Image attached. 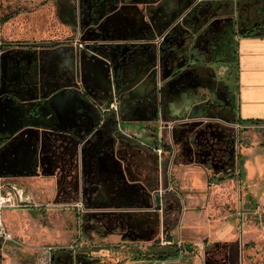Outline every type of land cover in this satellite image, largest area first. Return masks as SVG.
<instances>
[{
  "label": "crops",
  "instance_id": "0c3cea01",
  "mask_svg": "<svg viewBox=\"0 0 264 264\" xmlns=\"http://www.w3.org/2000/svg\"><path fill=\"white\" fill-rule=\"evenodd\" d=\"M58 1L57 4H60V7L57 6V15L59 23L62 24L61 27H64L62 29L63 38L59 37L56 32L49 33V37L44 36L47 33L46 24H42L40 20L32 21V24L25 22V25L32 27V30L29 31L30 36L26 37V34L21 32V43L24 44L22 48H38L36 49L37 58L41 59L42 73L39 77L41 86L37 95L39 97L44 94L51 96L55 92L63 90L54 98L53 112L48 119L41 117L43 113L38 111L40 117L37 118L35 124L38 126L39 132H36V136L40 139V143L54 142L59 151L64 148L65 155L69 156L72 163L71 165L69 162L65 168L61 169L56 163L55 171L51 166L45 167L47 164L51 165L50 159L52 158L49 157L50 153L48 152L57 153L56 150H52V147L45 148L43 154L40 153L38 159L35 158L43 163L40 165L43 166L42 172L46 176L36 177V185L28 181V186L21 183V187L37 205L44 206L39 202L44 198L68 196L71 193L68 188L73 186L76 191L73 194L77 197L86 200L88 190L92 193L88 203L102 206L131 203L147 206L152 195L154 197L151 204H161L162 200H158V196L162 199V193L173 188L181 193L196 191L199 193L203 187L202 177L206 170L202 166L186 163L178 155L175 159L176 147L180 149L183 146L177 138L178 132L172 130L171 125L173 122L192 123L202 119L207 112L205 110L207 100H213L214 103L220 104V110L205 119L216 121L219 118V120L225 118L229 121L228 114L230 110H234L233 124L238 123L246 129L251 128L248 126L264 127V23L262 20L264 16H261L260 9H257L260 6L258 3H261L259 0H240V4L237 2L239 0H226L229 6L218 9L219 27L212 35L210 34L208 39L217 49L219 46H225L233 52L232 62H227L228 65L232 64L235 70V106L227 103V91L216 86L214 76L215 87L209 92L196 87L194 77L189 78V88L184 90L177 86L174 87V85L166 87L170 81L168 78L162 80V78L156 77L154 80L152 63L154 56L159 53L155 38L160 30L153 20H148L147 12L143 11V5H141L142 2L139 4L135 0H119L120 3L118 2L115 7L107 10L102 16V20H104L102 27L94 31L91 29L92 22L84 27L93 17L91 6L86 5L88 0ZM139 1L155 3L159 0ZM250 1L254 2L255 11L258 14L255 13L259 17L254 23H251L249 18ZM75 5L74 13L72 8L75 9ZM78 5L81 7L79 8ZM1 11L0 3V55L4 50L15 45L12 42H5V39L9 37L5 23L17 15L14 12L2 16ZM52 13L54 14V11H50L49 16L45 15L51 19ZM237 16L241 17L240 20H237L238 25L232 22V18ZM79 18L82 27H84L80 30L81 37L86 39L84 42L91 47L92 52L82 51L79 54V59H75L73 50L76 47L73 45V40L76 38L75 30L77 28L75 29L74 25L75 21L79 25ZM189 29L191 57L185 64H188L193 70L205 66L213 71L221 56H228V54L219 53L212 60H204L203 55L195 47L196 38L201 31L199 32L192 26ZM30 39L52 42L49 44H46L47 41L45 43L25 42ZM229 44H232V47H229ZM128 48L130 50L137 49L133 55H127L123 61H120L115 55L116 51H128ZM55 55L61 56V58L57 59L54 57ZM62 62L66 67L64 75L54 72ZM46 75L48 84L44 80ZM74 82L79 85L78 89H75L84 95L83 97L90 105V110L87 111L88 115L95 120L99 110L102 112L101 127L98 126L96 132H92L81 140H78L74 134L75 128L71 126L70 122L71 116L77 108L71 104V93H68L67 90L74 89L71 87ZM111 87L118 89L121 96V130L125 135L117 130L110 113L103 115ZM164 87H166L165 91ZM223 98L224 100H222ZM28 105L31 106V103ZM14 106V102L10 100H1L0 112H11L10 107ZM1 120V127L10 129V125L6 127L7 118L2 117ZM248 121H257V123ZM212 129V133L217 136L215 132L217 129L215 127ZM20 141L21 139L16 143L20 145ZM4 145L0 146V150ZM158 147L162 149L160 156L150 149ZM17 148L19 147L17 146ZM11 149L15 150L16 148ZM258 150L259 148L256 147L245 150L244 155L247 156L245 158V173L243 170V175L240 174L238 177L249 179L252 177L253 170L258 172L256 175L258 179L264 175V168L259 165L254 169L250 163L251 155L254 156ZM9 152L8 150L7 153ZM21 155V153L16 154L19 170L21 171L22 165L23 171H26V157L21 158ZM76 176L85 178L84 193H82V185L81 189L77 190V181L71 182L73 185L66 182L68 177L76 179ZM231 176L234 177L233 174H230L228 178L233 179ZM55 177H58L57 181H55ZM58 187L61 189L60 191L57 190ZM148 190H150L151 197L140 196L142 192L147 194ZM34 209L39 208L34 207ZM9 212L13 211L5 210L3 214ZM202 215V212L189 211L184 216L183 222L186 226L200 225ZM147 216L149 215L142 216V219L148 220ZM231 229V227L223 228L222 233L218 231L217 237L214 239L216 241L229 239L233 236ZM12 248L14 249L16 246L11 243L3 244L0 241V260L6 257L4 251ZM60 253L55 252L53 256H58Z\"/></svg>",
  "mask_w": 264,
  "mask_h": 264
},
{
  "label": "rangeland",
  "instance_id": "374dc122",
  "mask_svg": "<svg viewBox=\"0 0 264 264\" xmlns=\"http://www.w3.org/2000/svg\"><path fill=\"white\" fill-rule=\"evenodd\" d=\"M135 1L139 4L142 2L141 5H143V11L147 12L148 20L154 22L151 11L167 0H159L155 3ZM216 1L218 4L229 6L226 0ZM259 1L261 3L258 5L261 7L257 9H260L259 14L264 16V0ZM89 2L91 1L88 0L87 3ZM103 2L107 4L110 0ZM118 2L119 0L117 4ZM209 2L210 0H203V8L204 4L209 5ZM237 2L241 3L240 0ZM0 3L2 16L17 13L14 18L5 23L9 31V37L5 39V42L21 43V32L28 37L29 31L32 30V27L25 25V22L32 24V21L38 20L46 24L47 33L44 36L49 37V33L56 32L63 38L64 27H61L62 24L59 23L57 15L58 0H0ZM250 3L249 18L251 23H254L259 17L256 15L254 2L250 1ZM50 11H54L51 19L45 15L49 16ZM202 14L204 12L198 16L199 19H202ZM36 15L37 17H34ZM206 16L203 17L204 20H209ZM102 18L100 16V20ZM240 19L241 17L238 16L233 17V24L238 25L237 20ZM79 22L81 23L80 18ZM75 32L81 40L80 27ZM45 41H47L46 44L52 42L40 39H30L25 42L45 43ZM228 46L232 47V44ZM233 46L236 49L235 45ZM216 48L212 45L211 52ZM9 53L10 50H4L1 55ZM219 53H227L228 56H221V60L219 59L214 66L215 83L221 90L227 91V103L235 106V70L232 64L228 65V62H232L233 52L225 46H219L215 54L219 55ZM23 62L24 60L21 63ZM24 72L25 69H22L21 76L19 75L21 83H19L17 77H12L10 67L5 70V88H11L14 91L11 92L18 99H28L35 90L27 91L28 88L23 86L25 82H30L33 88L31 81L23 76ZM5 88L0 89V95H2L0 101L4 100V94L8 92ZM7 115L12 116V113L7 112ZM208 116L205 113L199 121L173 122L171 125L172 130L178 132L177 138L183 146L180 149L176 147L175 159L178 155L186 163L202 166L206 170L202 177L203 187L199 193L197 191L181 193L173 188L163 192L162 199L158 196V200H162L161 204H151L154 197L152 195L147 206L135 203L102 206L88 203L92 197V193L88 190L85 200L73 194L76 192L73 189L74 186L70 187L68 189L71 193L66 197L39 200L45 207L39 209L25 207L10 210L13 212L7 214L2 212L5 225L22 244L14 249L5 250L6 257L0 260V264H39L38 257L48 246H52L55 249L54 252H61L58 256H53L54 252H51L49 264H264V175L258 179L256 176L258 172L253 170L252 177L249 179L238 177L239 172L243 175L244 170L245 173L247 156L244 152L247 148H259L255 155L250 157L252 168H258L259 165L264 168V127L246 129L233 124V119L228 121L225 118L222 120L219 118L211 121L205 119ZM213 127L217 129L215 131L217 136L212 133ZM1 128L3 136H8L13 131ZM24 131L25 133L20 136L19 132ZM36 132H39L38 126L35 124V127H32L30 124L11 135L13 139L18 137L17 140L21 139V141L20 145L9 142L3 146V152L0 151V181H12L20 186L21 183L28 186L29 181L36 185V177L46 176L42 172L43 163L36 160L40 153L43 154L45 148L52 147V150L57 151V153L48 152L49 157L52 158L51 165L47 164L45 167L51 166L55 171L56 163L60 169L65 168L69 162L72 165L69 156L65 155L64 148L59 151L54 142L40 143ZM9 145H13L16 149L7 153ZM19 153L22 154L21 158L26 157V171H23L22 165L21 171L19 170V163L15 159L16 154L19 155ZM243 161L242 167L238 166L239 162ZM10 162L14 163L11 168H5L4 166ZM230 174L234 175L233 179L228 178ZM57 179L58 177H55V181ZM72 179L68 177L66 182L77 181V190L81 189L82 185V193H84L85 178L76 176V179ZM57 190L61 189L58 187ZM149 192L150 190L147 194L142 192L140 196L151 197ZM80 199L88 209L81 221L76 219L72 208L73 203ZM189 211L203 213L200 225L186 226L184 224V216ZM146 215H149L147 216L149 219L145 221L142 216ZM226 227L232 228L233 236L225 241H216L214 239L217 237L216 233L218 231L222 233L223 228ZM169 238L177 246L181 245L182 257L162 262L152 260L149 248L156 243L160 246L167 245Z\"/></svg>",
  "mask_w": 264,
  "mask_h": 264
},
{
  "label": "flooded vegetation",
  "instance_id": "af4514ba",
  "mask_svg": "<svg viewBox=\"0 0 264 264\" xmlns=\"http://www.w3.org/2000/svg\"><path fill=\"white\" fill-rule=\"evenodd\" d=\"M91 2L87 3V6H91L92 14L95 16H103L107 9H112L117 4V0H110L109 3L103 2L104 0H90ZM80 2V0H79ZM203 0H174L166 1L165 3L158 4L157 8L151 11V14L154 18L155 25L159 28L163 35V41L161 50L159 52V65L162 75H168V83L166 87L171 85L177 86L178 88L184 90L189 88V78L194 77L196 87H200L202 90L211 91L214 86L213 81V71L209 67L201 66L195 70L191 69L190 66L185 64V62L191 57L190 54V33L189 27L192 26L194 29H198L201 33L198 34L196 38V50L203 55L204 60H212L217 54H215L216 49L211 52L212 43L208 41L210 34L212 35L215 29L218 26V17L217 11L219 8L226 5L218 4L216 0H210L209 5L204 4ZM215 6V7H214ZM60 7V4H59ZM81 7L80 5L78 6ZM214 7V8H213ZM203 8V9H201ZM203 10V11H202ZM76 9L73 10L75 12ZM201 12H204L203 17H209V20L199 19L198 16L201 15ZM93 16V17H94ZM204 23V24H203ZM13 47L6 50H10L8 55H0V89L5 88V70L10 67L12 71V77H17V82L21 83V71L22 69H29L35 71V63L37 54H35L36 49L38 48H29L23 49L24 44L22 43H13ZM23 55L21 56V54ZM24 60L23 64L21 63ZM48 72V71H47ZM48 75V73H46ZM194 74V76H193ZM20 75V76H19ZM45 76V82L47 83L48 76ZM44 77V78H45ZM38 77L32 81V84L37 81ZM48 84V83H47ZM164 87V91L166 90ZM8 92L4 94L6 97H16L11 88H5ZM119 94V90L115 89ZM14 92V91H13ZM110 90L108 92L109 99ZM120 97V109H121V96ZM220 104L214 103L213 100H207V114L209 117L214 115L218 110ZM121 112V110H120ZM121 116V113H120ZM9 130V129H8ZM7 133V132H6ZM0 135V146L4 145L7 142L15 144L18 137L5 139L6 137ZM13 145H9L7 149L10 151L11 148H14ZM6 150V149H5ZM1 151V150H0ZM17 156H15V159ZM13 160V161H16ZM17 162V161H16ZM13 162L6 164L4 167L10 169Z\"/></svg>",
  "mask_w": 264,
  "mask_h": 264
},
{
  "label": "water",
  "instance_id": "95a60500",
  "mask_svg": "<svg viewBox=\"0 0 264 264\" xmlns=\"http://www.w3.org/2000/svg\"><path fill=\"white\" fill-rule=\"evenodd\" d=\"M75 13V12H74ZM94 16V15H93ZM91 23V25H93L91 27L92 30L96 31L97 29H100L102 27V24L104 22V20H100V16H94L90 19V21L88 23H86V25H84V27L88 26ZM81 23H77V21H75V29L77 28L80 30L82 27V25H80ZM162 35L161 31L158 33V35L156 36V38L160 37ZM155 38V39H156ZM82 41H85L86 39L81 37ZM163 41V40H162ZM162 43V42H161ZM160 44H157V51L160 52ZM156 47V44H155ZM74 49V48H73ZM136 49H132L130 50V48H128V51H116V57H118L120 59V61H123L125 57H127V55H133L136 52ZM49 51V50H47ZM74 57L75 59H79V54L83 51V52H89L91 53V47H89V45L86 44V47L82 50L79 49H74ZM46 53V52H45ZM39 54V53H38ZM113 54V55H114ZM119 54V55H117ZM54 57H56L57 59L61 58V56H57L55 55ZM115 57V56H114ZM159 53H157V55L154 56V62L152 63V67L154 68V72H153V78L154 80L156 79V77L158 78H162V80L167 79L168 75H162L161 73V67L159 65ZM40 58H37L36 63H35V71H31L29 69H26L25 72L23 73V76L26 77L28 79V81H32L35 79V77L37 76L38 79L35 83H33V88H31L30 82H25V84L23 85L25 88H28L27 91H29V89H35L34 90V94L30 95V97L28 99H18L17 97H6L4 96V100H10L12 102H14L15 106L14 107H10L11 108V112L13 115H7V113H4L3 111L0 112V125L2 123L1 118L5 117L7 118V120L10 121H6V127H8L10 125V129L13 130L11 131V133L4 137L5 139L10 138L11 135H13L14 133H17L21 128H24L28 125H32V127H35V121L37 120L39 116L38 111H42V115L41 117H45V118H49V115L53 112V103L55 101V97L58 94H61L63 90L58 91L57 93L55 92V94L51 95V96H45L41 95L40 97L37 95V91L39 90L41 84L39 83V77L42 73L41 68H40ZM58 68L55 69V73H62L63 75L65 74V69L66 68L63 65V62L57 66ZM158 70V71H157ZM158 74V75H157ZM71 87H74V89L71 90H67L68 93H71V104L77 108V110L74 111L73 115L71 116L70 122H71V126L75 128V130L73 131L74 134L76 135V137H78V140H81L83 137L90 135L92 132H96L97 131V127L99 126V128L101 127L100 125V121L102 120V112L101 110H99L95 120L93 118H91L87 111L90 110V105L88 104L87 100H85V98L83 97L84 95L80 93L78 89V84L77 82H74L73 84H71ZM76 88V89H75ZM66 91V90H65ZM19 93V92H18ZM2 96V95H0ZM28 103H31V106L28 105ZM1 110V109H0ZM56 115V114H54ZM115 123V122H114ZM96 129V130H95ZM27 130V129H26ZM25 130V131H26ZM24 132H19V135H22V133ZM0 135L3 136V130L0 126ZM118 182V181H117ZM38 263L39 264H48V253L47 251L42 252L39 257H38Z\"/></svg>",
  "mask_w": 264,
  "mask_h": 264
},
{
  "label": "built area",
  "instance_id": "2783aa9c",
  "mask_svg": "<svg viewBox=\"0 0 264 264\" xmlns=\"http://www.w3.org/2000/svg\"><path fill=\"white\" fill-rule=\"evenodd\" d=\"M162 40H163V35L156 38L157 44H160ZM73 45L79 50H82L86 47V43L84 41H81L77 36L73 40ZM105 113L111 114L113 121L116 124L117 130L120 133L124 134L121 130L120 97L117 91L112 87L110 90L109 99L105 104L103 115H105ZM235 125L242 127L238 123H235ZM248 127H255V126H248ZM126 136L133 139L129 135ZM150 149L154 150L158 156L162 154L161 147L150 148ZM25 207L41 208L45 206H40L37 205L35 202H33L29 197V195L26 194L25 190L19 184L12 181H4V180L0 181V241L3 244L11 243L14 246H21L22 243L6 228L4 220L1 215L2 212L5 210H19L20 208H25ZM72 208L75 212L76 219L79 221H81V218L88 212V209L82 199L75 201L72 205ZM167 244H170V242L168 241ZM178 246L181 248L180 256H179V258H181L183 255V249L181 245ZM54 250L55 249L52 246H48L44 250L47 251L48 253V264L50 262L51 252H54Z\"/></svg>",
  "mask_w": 264,
  "mask_h": 264
},
{
  "label": "trees",
  "instance_id": "16d2710c",
  "mask_svg": "<svg viewBox=\"0 0 264 264\" xmlns=\"http://www.w3.org/2000/svg\"><path fill=\"white\" fill-rule=\"evenodd\" d=\"M72 9L74 10V8H72ZM4 19H7V18H4ZM74 19H75V17H74ZM262 20L264 23V17L262 18ZM161 46H162V44H161ZM161 46H160V48H161ZM233 114H234V110H230V112L228 114L229 119L234 120ZM248 122L249 123H257V121H248ZM238 166L242 167V162H239ZM240 174H241V172H239V175ZM231 177H233V176H231ZM167 241H169L170 244L160 246V245H158V243H156L149 248L150 258L152 260H155V261L173 260V259H176L180 256L181 248L179 246H177V244L172 239L169 238Z\"/></svg>",
  "mask_w": 264,
  "mask_h": 264
}]
</instances>
